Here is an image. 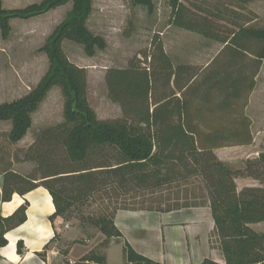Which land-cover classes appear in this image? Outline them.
I'll return each instance as SVG.
<instances>
[{
    "label": "trees",
    "instance_id": "1",
    "mask_svg": "<svg viewBox=\"0 0 264 264\" xmlns=\"http://www.w3.org/2000/svg\"><path fill=\"white\" fill-rule=\"evenodd\" d=\"M69 1L73 3L71 11L42 47L50 61V69L45 79L28 95L0 104V120L12 121L10 139L19 142L31 129L33 113L52 87L61 86L67 97L65 122L46 130L40 137V144L53 139L60 142L71 162L78 165L77 168L66 171L49 169L43 176L44 182L39 184L45 186L53 197L56 211L51 220L54 221L58 216L64 217L76 200L94 193L99 183L105 181L102 175L119 176L120 185L123 186L135 182L141 188L160 187L175 178L176 161L183 160V152L189 155L191 153L196 164L194 172L204 176L209 189L212 213L222 238L226 264H264V233L256 232L249 226L264 221V188L247 187L238 192L235 183L238 176H251L264 183V151L257 159L248 160L246 172L231 169L211 151L214 147L225 145L250 144L252 135L249 124L246 126V139L226 140V132L233 136L241 132L240 135L243 136L244 130L238 126L225 129L218 127L212 130L204 142L199 140L198 147L194 135H199L200 132L197 127L181 121L183 111L170 108V101L151 108L149 100L154 88V74L133 62L126 68L109 69L107 85L109 98L114 102H123L131 111L137 112L140 115L139 123L133 124L127 118L112 121L99 119L88 100L86 69L71 62L62 46L65 39H72L84 45L90 56L95 54L97 48H104V39L94 35L87 27V20L92 12V0H44L40 4L14 9L4 8L0 0V28L3 36L9 34L12 19H30ZM133 2L154 11L155 0ZM171 6L176 25L209 37L215 36L210 25H207L208 20H198L181 0H171ZM235 25L237 30H231L230 35L220 38L225 44L222 51L230 50L247 56L253 42L257 44L252 59L255 64L254 75H257L264 61V26L255 28ZM159 53L163 65L167 67L166 61L169 62V58L162 47H159ZM175 116L179 117L178 123L171 122ZM107 148L117 152L118 162L115 165H91L94 153ZM52 150L38 148L37 158L46 162ZM177 150L182 156L177 157L174 154ZM31 157H35L32 151ZM179 174L184 177L183 173ZM71 176L81 185L78 186L76 194L70 193L64 186L56 187L65 177ZM36 185L38 184L31 187ZM10 198L11 193L5 188L3 200L8 201ZM26 210L27 205H23L13 216L0 220V247L7 244L5 234L9 226L6 223H22L26 219ZM89 221L108 238L122 235L112 215L92 217ZM18 251L23 253L22 241L18 243ZM125 251L127 259L133 264H161L138 254L128 243L125 244ZM198 264L221 263L206 259Z\"/></svg>",
    "mask_w": 264,
    "mask_h": 264
},
{
    "label": "rangeland",
    "instance_id": "2",
    "mask_svg": "<svg viewBox=\"0 0 264 264\" xmlns=\"http://www.w3.org/2000/svg\"><path fill=\"white\" fill-rule=\"evenodd\" d=\"M43 1L2 0V4L6 9H14L40 4ZM92 1V12L87 20V27L94 35L104 39V48H97L95 54L90 56L84 45L72 39H65L62 46L71 62L86 69L88 100L98 118L102 120L127 118L133 124H138L140 120V115L131 111L123 102H114L109 98V69L126 68L133 62L153 72L155 82L151 102L156 103L171 91L170 78L162 69L159 47L165 48L164 50L167 47L170 59L177 65L189 62L191 55H210L218 52L222 48L220 38L230 35L231 30H237L235 24L255 28L264 26V0H181L198 20H208L207 25L215 32L214 37H206L176 25L171 0H155L152 12L147 7L135 4L133 0ZM72 6V1H69L30 19H12L11 29L6 37L0 28V104L28 95L45 79L50 69V61L42 47L66 19ZM257 46L253 42L250 53H254ZM195 73L196 71H190L183 75L178 87H182ZM255 97L258 114L260 113L255 127L260 129L257 146L260 147V152H263L264 67L258 77ZM66 102L67 97L62 87H52L33 113V125L28 134L19 142L10 139L12 121L0 120V173L5 172L8 181L15 187L21 183L19 188H27L35 184L34 180L42 184L45 180L43 176L49 169L66 171L78 167L71 162L63 145L57 140L40 144L43 132L65 122ZM40 147L53 149L46 162L37 158L36 152ZM31 151L35 157H31ZM174 154L177 157L182 156L178 150ZM182 157L183 160L177 161L176 165L177 170L181 171V167L185 168L194 156L183 152ZM248 160L231 168L246 172ZM91 162V165H115L118 162L117 152L112 148L96 151ZM20 177L23 179L20 180ZM101 177L105 180L104 183H99L97 190L88 197L76 200L65 218L92 225L89 221L92 217L111 216L117 208L140 207L137 204L140 201L135 198L145 194H153L150 195L151 198L192 195L201 198V202L206 201L207 196L211 199L203 175L191 180L179 179L177 183L165 185L158 191V195L155 190L144 193L135 182L120 185L119 176L114 174ZM56 185L66 187L73 194H76L78 186H81L72 176L65 177ZM124 193H128L130 197L119 200L118 197Z\"/></svg>",
    "mask_w": 264,
    "mask_h": 264
},
{
    "label": "crops",
    "instance_id": "3",
    "mask_svg": "<svg viewBox=\"0 0 264 264\" xmlns=\"http://www.w3.org/2000/svg\"><path fill=\"white\" fill-rule=\"evenodd\" d=\"M221 44L222 48L216 53L191 55L189 62L177 65L173 64L166 47L164 52L169 62L165 60L167 67L163 65L162 69L166 67L164 71L170 78L171 91L156 103L151 102L152 92L150 106L153 109L157 104L170 101V108L183 111L181 121L197 127L200 132L194 135L197 146L199 140L204 142L218 127L238 126L244 130L243 136L241 132L237 136L226 132L224 139H246L249 124L250 144L225 145L211 150L231 168L248 159L253 160L261 153L257 146L260 129L255 128L260 115L255 94L264 61L258 74L254 75L253 53L245 56L230 50L223 52L225 44ZM190 71L196 73L178 87L182 76ZM179 121L178 116L171 120L172 123ZM195 167L192 159L185 168L181 167L183 171L175 166L176 176L168 184L199 176L194 172ZM235 183L238 192L247 187L264 188V183L251 176H238ZM20 185L15 187L5 172L0 173V220L13 216L20 207L27 205L25 221L15 225L13 221L6 223L9 226L5 234L7 244L0 247V264H133L127 259L126 243L138 254L161 264H198L206 259L226 264L222 238L208 196L204 202L192 195L138 196L135 199L140 201L137 203L140 207L114 211L112 216L122 235L108 238L98 227L88 223L74 222L63 216L52 221L56 206L50 191L39 184L27 188H19ZM163 186L142 189L144 193L155 190L158 195ZM5 188L11 193L8 201L3 200ZM127 197L130 195L124 193L118 199ZM249 226L264 233V221ZM20 241L23 242V253L18 251Z\"/></svg>",
    "mask_w": 264,
    "mask_h": 264
}]
</instances>
